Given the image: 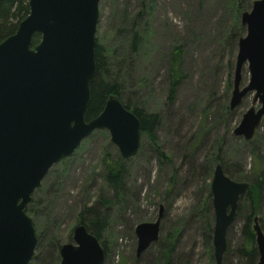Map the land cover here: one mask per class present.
Instances as JSON below:
<instances>
[{
  "label": "rangeland",
  "instance_id": "374dc122",
  "mask_svg": "<svg viewBox=\"0 0 264 264\" xmlns=\"http://www.w3.org/2000/svg\"><path fill=\"white\" fill-rule=\"evenodd\" d=\"M256 0H101L96 44L116 76L122 97L159 117L154 143L142 134L138 153L123 161L106 132H94L65 161L54 165L32 195L30 218L37 236L31 264H59L58 247L72 244L84 207L106 217L104 264H214L213 210L208 195L217 164L239 182L261 175L258 219L264 234V119L245 142L233 130L252 95L228 114L237 44L245 36L240 14ZM141 41L131 51L133 33ZM180 52V80L170 97V66ZM230 67L232 70H230ZM246 67L241 87L248 83ZM156 148L160 150L161 155ZM220 158L219 163L215 160ZM122 160L121 193L106 181V164ZM226 232L222 264H236L247 204ZM162 211L158 240L136 258L135 227L153 223ZM250 222V230L253 226Z\"/></svg>",
  "mask_w": 264,
  "mask_h": 264
},
{
  "label": "water",
  "instance_id": "95a60500",
  "mask_svg": "<svg viewBox=\"0 0 264 264\" xmlns=\"http://www.w3.org/2000/svg\"><path fill=\"white\" fill-rule=\"evenodd\" d=\"M3 0H0V2ZM101 0H28V15L0 43V264H30L37 236L25 207L50 169L70 158L94 132H106L120 158L140 148L139 119L109 95L102 112L85 120L94 79L96 27ZM245 36L238 40L229 109L252 95L249 109L233 130L245 142L264 119V0L240 14ZM35 35L40 41L33 45ZM249 79L241 87V72ZM249 185L229 179L217 164L210 185L214 264H222L226 232L239 198ZM162 211L155 222L135 227L136 257L158 240ZM256 264H264V234L252 226ZM59 264H103L105 252L84 225L72 232V244L59 249Z\"/></svg>",
  "mask_w": 264,
  "mask_h": 264
},
{
  "label": "trees",
  "instance_id": "16d2710c",
  "mask_svg": "<svg viewBox=\"0 0 264 264\" xmlns=\"http://www.w3.org/2000/svg\"><path fill=\"white\" fill-rule=\"evenodd\" d=\"M29 12L28 0H3L0 2V43L14 34L17 29V26L20 21H22ZM40 41V37L35 35L33 38V45H36ZM141 41V37L138 33H133L132 41L130 44L131 51H136L138 45ZM95 75L93 82L91 84V97L90 103L85 112V120L90 121L95 119L103 110L104 103L109 95L115 94L119 97L121 103L124 107L131 111L141 123L142 134L147 135L151 142L154 141V132L159 124V117L155 114H146L142 108L132 105L127 100H124L122 97V88L117 82L116 76H112L109 71L108 61L104 55L103 49L96 44L95 47ZM179 65H180V52L179 49H176L174 56L171 60L170 66V77H171V86H170V97L173 95L174 90L177 86L178 81L181 78L179 74ZM230 70L232 68L230 67ZM228 114H231L232 111L228 108L226 110ZM157 152L163 157L160 153V150L156 148ZM220 158L217 157L215 160L216 163H219ZM122 160L110 164H106V181L111 185L115 196H118L121 193V184L123 180V166ZM224 174L231 180L239 182L237 177L229 175L226 171ZM249 185V189L243 194L238 201L236 214L234 219L240 215L241 201L243 200L247 204V213L246 221L243 224L241 229V235L243 236V241L240 243L236 250V264H256L258 260V254L255 248L254 234L251 232L249 226L252 218L255 216V213L258 212L259 203L262 196V181L261 175L255 174L254 180ZM210 194L208 199L210 201ZM30 205L25 207V212L30 216ZM84 225L86 229L95 236L102 247L105 248V242L101 240V234L106 230V217L101 214L97 207H84L83 210L78 215V225ZM206 231L208 236L211 237L212 233V223L206 226ZM37 246V245H36ZM174 247V240L169 239V244L167 249L162 253L163 264H167L170 258V253ZM60 247H58L59 251ZM59 253V252H58ZM227 253V250H226ZM225 253V254H226ZM36 261V257H33L32 262ZM31 264V263H30Z\"/></svg>",
  "mask_w": 264,
  "mask_h": 264
},
{
  "label": "flooded vegetation",
  "instance_id": "af4514ba",
  "mask_svg": "<svg viewBox=\"0 0 264 264\" xmlns=\"http://www.w3.org/2000/svg\"><path fill=\"white\" fill-rule=\"evenodd\" d=\"M97 240H98V239H97ZM99 244H100V242H99ZM100 246L102 247V245H101V244H100ZM102 249H103V250H104V252H105V248H104V247H102ZM143 253H144V252H143ZM143 253H142V254H143ZM142 254H141V255H142ZM141 255H140L139 257H136V258H137V259H141V258H140V257H141ZM105 258H106V252H105ZM104 263H105V261H104ZM104 263H103V264H104Z\"/></svg>",
  "mask_w": 264,
  "mask_h": 264
}]
</instances>
